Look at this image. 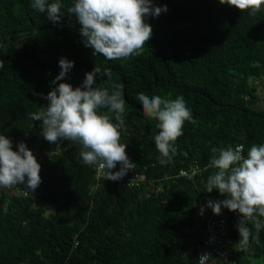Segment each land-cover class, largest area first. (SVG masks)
<instances>
[{
  "label": "trees",
  "instance_id": "obj_1",
  "mask_svg": "<svg viewBox=\"0 0 264 264\" xmlns=\"http://www.w3.org/2000/svg\"><path fill=\"white\" fill-rule=\"evenodd\" d=\"M61 3L62 19L53 22L31 0H0V134L13 150L26 143L42 178L34 196L0 189V264H193L190 247L202 230L198 204L224 198L206 192L216 171L208 167L211 158L221 147L243 145L246 156L264 143V91L259 96L251 82L264 75V7L251 16L218 0H153L168 11L146 18L153 34L142 54L110 61L84 46L78 22L66 12L72 0ZM62 57L74 67L57 83L78 87L96 66L110 73L97 86H123L120 142L136 164L123 180H106L103 171L84 165L77 145L47 142L41 122L30 117L46 106ZM140 93L183 96L191 110L165 165L157 159L156 121L144 115ZM181 169H194L195 176H178ZM137 174L144 181L127 186ZM222 214L233 264H264V228L244 250L239 214L223 207Z\"/></svg>",
  "mask_w": 264,
  "mask_h": 264
},
{
  "label": "clouds",
  "instance_id": "obj_2",
  "mask_svg": "<svg viewBox=\"0 0 264 264\" xmlns=\"http://www.w3.org/2000/svg\"><path fill=\"white\" fill-rule=\"evenodd\" d=\"M221 5L247 11L255 16L264 0H218ZM31 6L40 13H47L49 20L59 22L61 0H31ZM168 11L167 7L154 6L153 0H72L66 12L74 16L79 25V34L85 47L93 55L106 60H127L139 56L153 29L146 22L147 17L158 18ZM2 66V65H0ZM59 75L52 80L55 85L43 98L46 106L33 112L30 117L41 122L40 135L50 144L68 141L78 146L79 157L84 165L103 171L105 179L117 182L123 180L136 164L127 156V144L121 143V130L125 129V104L123 86L113 83L109 87L97 86V79L110 76L106 70L94 67L85 73L81 85L73 87L63 81L74 67V61L60 58ZM36 94V93H34ZM43 96V94H37ZM136 99L142 105L143 113L156 121L158 129L154 136L157 157L161 165L167 164L175 151L177 139L183 135L186 121L192 120L191 110L183 96L164 99L159 95L149 97L144 93ZM105 109L106 113H101ZM116 123L113 122L112 116ZM13 150V141L0 134V188L23 185L28 192H34L42 183L41 165L25 142ZM208 165L216 171L207 178L206 192L217 190L224 198L207 202L213 214L221 215L222 207L239 214L236 225L240 247L246 250L250 237L259 240L264 228V143L253 144L243 154L244 146L221 147L216 150ZM119 165L118 171H113ZM204 207L200 209L203 215ZM251 223L256 234L248 227ZM209 256H201L199 264H207Z\"/></svg>",
  "mask_w": 264,
  "mask_h": 264
},
{
  "label": "built area",
  "instance_id": "obj_3",
  "mask_svg": "<svg viewBox=\"0 0 264 264\" xmlns=\"http://www.w3.org/2000/svg\"><path fill=\"white\" fill-rule=\"evenodd\" d=\"M59 144L56 145L55 150L58 149ZM55 150L53 152H55ZM96 174L100 171L95 167ZM196 171L194 169L184 171L183 169L178 171V176H184L186 179H192L195 176ZM97 177L99 175H96ZM144 181L142 174H137L133 178H129L127 186H137L139 182ZM3 191H11L15 195L22 197L34 196V192H28L24 189L23 185H16L12 188H0ZM208 199H202L197 207L196 214L201 219L202 230L199 234V241L194 245V248L190 247L193 252V264H199L201 256L207 254L209 256L207 264H233L232 257L228 258V253L224 249L223 237L226 234L230 224L223 214H213L211 208L206 207ZM204 207L203 215L200 214L201 207ZM75 245V243H74Z\"/></svg>",
  "mask_w": 264,
  "mask_h": 264
},
{
  "label": "rangeland",
  "instance_id": "obj_4",
  "mask_svg": "<svg viewBox=\"0 0 264 264\" xmlns=\"http://www.w3.org/2000/svg\"><path fill=\"white\" fill-rule=\"evenodd\" d=\"M252 86H254V88L257 91V94L259 96H262L263 91H264V75L262 77H260L259 79L253 80L252 79Z\"/></svg>",
  "mask_w": 264,
  "mask_h": 264
}]
</instances>
